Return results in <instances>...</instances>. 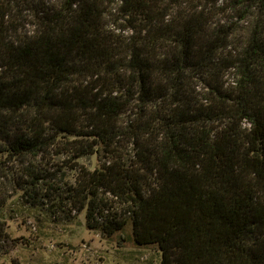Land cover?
I'll return each instance as SVG.
<instances>
[{
  "label": "trees",
  "instance_id": "16d2710c",
  "mask_svg": "<svg viewBox=\"0 0 264 264\" xmlns=\"http://www.w3.org/2000/svg\"><path fill=\"white\" fill-rule=\"evenodd\" d=\"M53 155L87 228L264 264V0H0V208ZM16 241L0 219V264Z\"/></svg>",
  "mask_w": 264,
  "mask_h": 264
},
{
  "label": "rangeland",
  "instance_id": "374dc122",
  "mask_svg": "<svg viewBox=\"0 0 264 264\" xmlns=\"http://www.w3.org/2000/svg\"><path fill=\"white\" fill-rule=\"evenodd\" d=\"M50 160L52 168L61 171L50 181L52 188L43 185V191L51 192L49 197L32 205L19 191L0 208L10 238L17 240L2 256L6 264H160L157 244H138L130 222L110 236L87 228L85 210L70 209L69 198H65L75 172L64 164L62 155ZM79 162L90 169L99 164L95 154Z\"/></svg>",
  "mask_w": 264,
  "mask_h": 264
}]
</instances>
